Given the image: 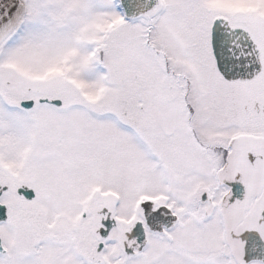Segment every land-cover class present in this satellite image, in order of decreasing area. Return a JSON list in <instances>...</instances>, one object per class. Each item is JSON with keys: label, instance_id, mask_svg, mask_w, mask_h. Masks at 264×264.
I'll use <instances>...</instances> for the list:
<instances>
[{"label": "snow or ice", "instance_id": "1", "mask_svg": "<svg viewBox=\"0 0 264 264\" xmlns=\"http://www.w3.org/2000/svg\"><path fill=\"white\" fill-rule=\"evenodd\" d=\"M0 264H264V0H0Z\"/></svg>", "mask_w": 264, "mask_h": 264}]
</instances>
